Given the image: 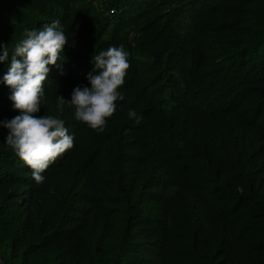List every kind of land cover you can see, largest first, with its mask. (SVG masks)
<instances>
[{"label": "trees", "instance_id": "obj_1", "mask_svg": "<svg viewBox=\"0 0 264 264\" xmlns=\"http://www.w3.org/2000/svg\"><path fill=\"white\" fill-rule=\"evenodd\" d=\"M54 20L69 40L36 115L74 146L37 183L0 127L1 264H264V0H0V121L15 44ZM109 46L130 69L99 132L57 97Z\"/></svg>", "mask_w": 264, "mask_h": 264}, {"label": "clouds", "instance_id": "obj_2", "mask_svg": "<svg viewBox=\"0 0 264 264\" xmlns=\"http://www.w3.org/2000/svg\"><path fill=\"white\" fill-rule=\"evenodd\" d=\"M59 20L45 24L40 29H25L24 38L15 44L11 52V63L3 76V82L11 90L10 100L14 110L20 114L11 120L0 121L6 128L7 146L32 169L33 179L43 183L42 173L62 153L74 146L73 135L68 134L65 121L59 116H38L45 98L44 85L50 66L60 68L62 52L68 43ZM3 49L0 63L9 56V47ZM129 53L123 46H109L91 58L94 70L87 80L90 86H76L70 101L57 97V110L62 113L65 104L75 109V119L93 130L103 132L108 118L116 112L117 103L124 100L119 89L125 83L130 69ZM136 118L135 111H129ZM139 123V118H137Z\"/></svg>", "mask_w": 264, "mask_h": 264}, {"label": "built area", "instance_id": "obj_3", "mask_svg": "<svg viewBox=\"0 0 264 264\" xmlns=\"http://www.w3.org/2000/svg\"><path fill=\"white\" fill-rule=\"evenodd\" d=\"M0 264H1V261H0Z\"/></svg>", "mask_w": 264, "mask_h": 264}]
</instances>
